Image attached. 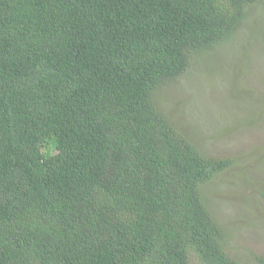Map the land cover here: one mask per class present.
Segmentation results:
<instances>
[{"label":"trees","instance_id":"trees-1","mask_svg":"<svg viewBox=\"0 0 264 264\" xmlns=\"http://www.w3.org/2000/svg\"><path fill=\"white\" fill-rule=\"evenodd\" d=\"M253 9L264 18V0H0V264H264L227 252L208 207L232 160L159 98L189 112L187 67L244 21L255 43Z\"/></svg>","mask_w":264,"mask_h":264},{"label":"rangeland","instance_id":"rangeland-1","mask_svg":"<svg viewBox=\"0 0 264 264\" xmlns=\"http://www.w3.org/2000/svg\"><path fill=\"white\" fill-rule=\"evenodd\" d=\"M251 16L259 17L256 24L247 21L256 26L255 43L246 40L252 28L244 21L237 26L239 39L221 42L201 59L204 70L193 61L187 67L180 83L187 97L195 96L189 112L169 99L165 91L159 93L163 103L180 111L183 130L194 132L195 141L201 139L202 153L232 160L229 168L208 184V207L231 234L225 241L227 252L243 259H248L247 251L264 257V214L256 212L264 210V198L259 193H264V164L259 163L264 161V18L256 9ZM243 86L251 90L249 96L242 94ZM186 113L195 118L190 120ZM251 153L254 158H250ZM237 217L246 221H234ZM190 261L200 264L195 257Z\"/></svg>","mask_w":264,"mask_h":264}]
</instances>
